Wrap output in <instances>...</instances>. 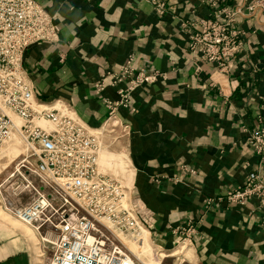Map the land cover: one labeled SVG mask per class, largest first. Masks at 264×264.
<instances>
[{
  "label": "crops",
  "instance_id": "obj_1",
  "mask_svg": "<svg viewBox=\"0 0 264 264\" xmlns=\"http://www.w3.org/2000/svg\"><path fill=\"white\" fill-rule=\"evenodd\" d=\"M36 1L60 28L58 41L33 44L25 54L38 101L69 106L97 128L129 83L114 76L130 59L135 71L159 74L114 112L130 193L149 209L152 242L168 252L161 264L184 262L171 253L181 243L193 264H264V197L226 198L261 169L247 137L264 127V12L238 17L242 51L224 74L189 49L200 20L213 13L209 0H157L162 7L148 0ZM56 234L0 216V264H48Z\"/></svg>",
  "mask_w": 264,
  "mask_h": 264
},
{
  "label": "built area",
  "instance_id": "obj_2",
  "mask_svg": "<svg viewBox=\"0 0 264 264\" xmlns=\"http://www.w3.org/2000/svg\"><path fill=\"white\" fill-rule=\"evenodd\" d=\"M221 1L209 0L213 13L200 20L201 29L191 35L189 49L196 61L215 63L227 74L242 51L244 32L237 28V19L264 12V0L234 7L221 6ZM59 30L56 16L36 0H0V149L15 132L24 141L26 156L9 177L21 175L25 183L17 189L33 192L29 202L11 212L28 225L55 229V238L48 240L52 246L48 264H136L109 225L133 235H139L143 226L150 231L149 209L128 186L100 170L101 131L82 122L69 106L38 101L24 64L31 45L58 41ZM158 75L135 71L131 59L121 67L115 81L128 77L129 83L119 90L117 101H109L112 111L105 123L120 125L114 108L128 107L132 91L153 83ZM42 120L48 124L39 123ZM247 140L260 157L261 169L227 193L231 203L255 194L264 197V127L252 129ZM31 174L38 182L28 177Z\"/></svg>",
  "mask_w": 264,
  "mask_h": 264
},
{
  "label": "rangeland",
  "instance_id": "obj_3",
  "mask_svg": "<svg viewBox=\"0 0 264 264\" xmlns=\"http://www.w3.org/2000/svg\"><path fill=\"white\" fill-rule=\"evenodd\" d=\"M39 123L44 126L48 124L43 120L39 121ZM97 128L101 131L100 136L103 142L100 170L116 178L124 186H128L127 176L129 175V169L126 170L128 161L124 154V132L121 125L103 123ZM26 153V144L16 132L0 149V183L3 184L0 188V216L15 223L21 221L12 214L11 208L25 204L33 197V192L27 189L22 190L21 187L17 189L18 185L25 183L21 175L16 174L13 177H9L10 172L15 170L21 159L26 156ZM30 160L32 162L35 161L33 158ZM23 174L25 175L24 170ZM28 177L38 182L36 175L31 174ZM109 226L111 231L116 233L124 243L125 250L132 255L136 264H161L162 259L168 253L152 242L150 233L144 226L139 230V235L120 231L111 224ZM171 253L175 254V259L177 257H180L181 260L184 259L181 264H193L192 256L183 243Z\"/></svg>",
  "mask_w": 264,
  "mask_h": 264
},
{
  "label": "bare ground",
  "instance_id": "obj_4",
  "mask_svg": "<svg viewBox=\"0 0 264 264\" xmlns=\"http://www.w3.org/2000/svg\"><path fill=\"white\" fill-rule=\"evenodd\" d=\"M13 172H14V170H12L11 172H10V174L12 175L13 174ZM143 248V247H142ZM143 250V249H142ZM141 252V251H140Z\"/></svg>",
  "mask_w": 264,
  "mask_h": 264
}]
</instances>
